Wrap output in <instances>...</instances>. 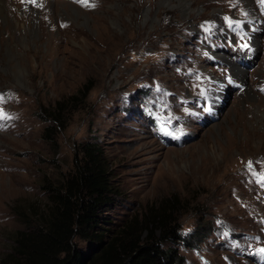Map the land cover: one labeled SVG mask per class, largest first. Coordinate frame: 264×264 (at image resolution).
<instances>
[{
  "label": "rangeland",
  "instance_id": "rangeland-1",
  "mask_svg": "<svg viewBox=\"0 0 264 264\" xmlns=\"http://www.w3.org/2000/svg\"><path fill=\"white\" fill-rule=\"evenodd\" d=\"M21 1L24 33L0 19V260L97 143L116 193L71 242L83 264L170 228L202 236L171 245L183 264H264V0Z\"/></svg>",
  "mask_w": 264,
  "mask_h": 264
},
{
  "label": "trees",
  "instance_id": "trees-1",
  "mask_svg": "<svg viewBox=\"0 0 264 264\" xmlns=\"http://www.w3.org/2000/svg\"><path fill=\"white\" fill-rule=\"evenodd\" d=\"M50 131V130H49ZM81 158L75 156L73 169L57 184L45 187L48 216L27 227L14 240L10 254L0 264H83L85 256L71 248L76 237L89 238V232L100 224L101 213L110 209L115 192L108 168L96 144L81 147ZM175 228L149 234L127 251L117 252L110 244L101 253L92 254L90 264H183L171 245L201 243L202 236L182 237ZM103 235L94 239L101 243ZM189 242V243H188Z\"/></svg>",
  "mask_w": 264,
  "mask_h": 264
},
{
  "label": "bare ground",
  "instance_id": "bare-ground-1",
  "mask_svg": "<svg viewBox=\"0 0 264 264\" xmlns=\"http://www.w3.org/2000/svg\"><path fill=\"white\" fill-rule=\"evenodd\" d=\"M20 1L21 0H14L13 2H10L9 0H0V19L4 21L5 28H7L8 33H10V35L14 36L15 38L20 35L19 33L21 31L24 33L25 29L29 28L28 23L29 21L32 22L34 18L33 13L30 11H26L21 17L16 15V12L20 11ZM42 11L43 16L48 18L47 0H42ZM112 23L115 25V21Z\"/></svg>",
  "mask_w": 264,
  "mask_h": 264
},
{
  "label": "snow or ice",
  "instance_id": "snow-or-ice-1",
  "mask_svg": "<svg viewBox=\"0 0 264 264\" xmlns=\"http://www.w3.org/2000/svg\"><path fill=\"white\" fill-rule=\"evenodd\" d=\"M261 251L264 252V249H262Z\"/></svg>",
  "mask_w": 264,
  "mask_h": 264
}]
</instances>
